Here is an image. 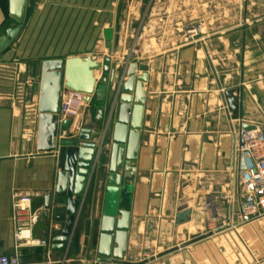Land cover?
I'll use <instances>...</instances> for the list:
<instances>
[{
	"label": "crops",
	"instance_id": "obj_1",
	"mask_svg": "<svg viewBox=\"0 0 264 264\" xmlns=\"http://www.w3.org/2000/svg\"><path fill=\"white\" fill-rule=\"evenodd\" d=\"M9 4L0 0V36L17 25ZM194 25L201 31L191 39ZM59 60L99 66L96 88L104 81L107 89L101 105L95 94L81 93L80 130L98 134L92 143L104 139L108 163L124 102L131 106L130 131L139 135L133 185L122 181L115 204L129 213V230L119 250L120 215L109 224V263L100 259L104 218L113 209L107 173L101 178L97 170L63 237L69 217L58 206L66 185L58 150H44L39 113L42 66ZM132 64L137 77H147L139 119L136 85L130 94L119 92L127 81L121 73ZM79 65L64 77L62 97L75 92L69 85L89 79V65ZM61 122L57 142L69 133ZM247 127L264 134V0H29L18 39L0 57V256H17L21 264H228V256L233 264H264V214L237 221V134ZM15 194L32 197L33 222L17 219ZM181 207L192 211L191 221L177 226ZM19 227L29 238H17ZM207 228L213 236L184 247Z\"/></svg>",
	"mask_w": 264,
	"mask_h": 264
},
{
	"label": "water",
	"instance_id": "obj_2",
	"mask_svg": "<svg viewBox=\"0 0 264 264\" xmlns=\"http://www.w3.org/2000/svg\"><path fill=\"white\" fill-rule=\"evenodd\" d=\"M28 3L29 0H10V14L17 25L6 29L0 36V57L18 39L26 19ZM79 64L89 65L90 77L86 81L81 77L82 79L69 85L68 88L88 96H93L95 94L99 104H102V97L107 89V85L102 81L96 88L94 71L99 68L97 64H90L80 60L44 62L42 66L41 95L39 101L41 138L44 143L46 139L47 145L44 149L46 152L52 153L58 150L59 166L63 170L61 179L65 182L66 189L63 194H60L63 200L58 207L65 208L69 217L66 229L63 232L65 241H67L70 236L78 210L81 207L82 201L84 202L86 199L87 191L95 173L97 170H100L101 178H104L106 173L108 174L107 192L110 196L112 195L111 203L113 209L104 218L105 225L101 236L100 259L103 263H109L113 244V230L109 229V224H115L117 214L120 215L121 219L118 221L117 226V232L120 234L116 241V244L121 247L119 250L125 247L124 241L126 239V233L129 230V213L126 211L117 212V206H115V204L116 195L119 193L122 181H126L130 184L128 187L129 189L133 185V174L135 169L131 167V163L135 161L139 135L130 131L129 114L131 112V106L129 103L124 102L120 107L118 120L114 125L109 163L108 155L101 153L104 139L101 144L92 143V137H96L98 134L93 133L89 129L77 131L76 128H71V121L68 119L62 120L60 126L63 130H69L68 137L57 142L64 77H71V75H74L78 70V66H80ZM109 66L110 60L106 59L103 63L104 78H107L109 75ZM137 68L136 64H132L121 73L123 76H126L127 81L125 83L121 81L119 88V92L121 91L122 94H130L134 91L136 85L134 119H139L141 115L145 100V93L143 92L142 85L147 78L146 75L137 77ZM114 80L115 71H113L112 75V84ZM117 96L118 94H116V97ZM132 129H134V127ZM245 130L252 131L254 128L247 127ZM120 172H123V176L119 174ZM46 206L49 208V199H47ZM191 214L192 211L187 209V207H181L176 217V225L180 226L190 222ZM224 230L225 228H220L217 229L215 233H220ZM213 235V232H209L195 237L190 243L184 245V247ZM116 259H120V257H116Z\"/></svg>",
	"mask_w": 264,
	"mask_h": 264
},
{
	"label": "built area",
	"instance_id": "obj_3",
	"mask_svg": "<svg viewBox=\"0 0 264 264\" xmlns=\"http://www.w3.org/2000/svg\"><path fill=\"white\" fill-rule=\"evenodd\" d=\"M200 31L201 26L194 25L189 29L188 36L193 39ZM85 103V96L78 92H67L61 100L59 116L62 120H70L71 128H76L77 131L80 130V117ZM237 136L240 141L238 172L242 190L237 221L240 225H245L264 214V134L258 130H242ZM14 200L17 219L29 217V222H33L32 197L15 194ZM16 236L19 239L29 238L28 232L21 227L17 228ZM32 243L35 245L40 242ZM0 264H21V261L17 256H0Z\"/></svg>",
	"mask_w": 264,
	"mask_h": 264
},
{
	"label": "rangeland",
	"instance_id": "obj_4",
	"mask_svg": "<svg viewBox=\"0 0 264 264\" xmlns=\"http://www.w3.org/2000/svg\"><path fill=\"white\" fill-rule=\"evenodd\" d=\"M6 4V3H5ZM7 7H10V4L9 5H7ZM207 231H205L203 234H206V233H209V232H214V229H206ZM228 233H230V232H228ZM202 234V235H203ZM228 246H231V247H233L234 245H235V240L233 239V240H227V243H226ZM233 250V249H232ZM228 264H233V262L232 261H234V260H232V258H231V256H228Z\"/></svg>",
	"mask_w": 264,
	"mask_h": 264
}]
</instances>
